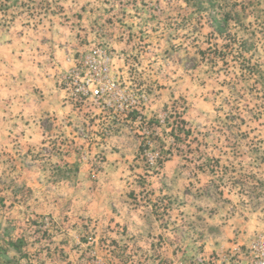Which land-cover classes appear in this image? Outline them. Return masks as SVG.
Listing matches in <instances>:
<instances>
[{"label": "rangeland", "instance_id": "374dc122", "mask_svg": "<svg viewBox=\"0 0 264 264\" xmlns=\"http://www.w3.org/2000/svg\"><path fill=\"white\" fill-rule=\"evenodd\" d=\"M96 47L100 99L67 84ZM263 237L264 0H0V264H175Z\"/></svg>", "mask_w": 264, "mask_h": 264}, {"label": "built area", "instance_id": "2783aa9c", "mask_svg": "<svg viewBox=\"0 0 264 264\" xmlns=\"http://www.w3.org/2000/svg\"><path fill=\"white\" fill-rule=\"evenodd\" d=\"M67 82L76 94L97 99L104 97L114 83L107 52L96 47L87 56L80 57L67 76ZM175 264H264V237L251 246L235 247L231 254H200L194 258L180 259Z\"/></svg>", "mask_w": 264, "mask_h": 264}, {"label": "trees", "instance_id": "16d2710c", "mask_svg": "<svg viewBox=\"0 0 264 264\" xmlns=\"http://www.w3.org/2000/svg\"><path fill=\"white\" fill-rule=\"evenodd\" d=\"M9 245L15 248L16 250H18L22 246V240L21 239H18L16 241L11 240L9 241Z\"/></svg>", "mask_w": 264, "mask_h": 264}]
</instances>
